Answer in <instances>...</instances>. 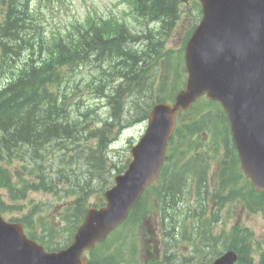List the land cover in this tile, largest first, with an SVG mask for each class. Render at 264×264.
I'll return each instance as SVG.
<instances>
[{"label": "water", "instance_id": "95a60500", "mask_svg": "<svg viewBox=\"0 0 264 264\" xmlns=\"http://www.w3.org/2000/svg\"><path fill=\"white\" fill-rule=\"evenodd\" d=\"M212 2L221 16L206 15L186 48V91L178 94L174 108L156 106L149 115L147 131L133 150V162L105 195L108 207L101 212L105 215L88 218L80 230L84 239L96 221L105 222L103 228L109 231L125 217L157 177L175 110L187 108L203 93L221 102L232 125L242 167L253 184L264 190V141L260 140V147L254 151L252 139L246 137L264 132V0Z\"/></svg>", "mask_w": 264, "mask_h": 264}, {"label": "trees", "instance_id": "16d2710c", "mask_svg": "<svg viewBox=\"0 0 264 264\" xmlns=\"http://www.w3.org/2000/svg\"><path fill=\"white\" fill-rule=\"evenodd\" d=\"M152 2L151 7L154 19L159 21L160 24H165L164 29L161 27L159 32H149L146 36V45L139 52L133 51L130 47L124 45V42H128V40H135L136 36L130 34L125 36L126 33L123 36L122 33L113 40L114 44H112V47L116 49L118 56L116 61L120 62L122 60L125 63L121 67L122 70L118 72V77L124 83L121 86L118 85L114 90L111 104L119 110L120 108L122 109V106H125L120 104V100L127 95V92H133L136 100L142 96L143 92H146V88L142 90V85H139L140 79L144 80L145 67L149 68L154 61H158L164 56L160 51L164 34L170 31L177 20V0H152ZM56 34L52 33L47 37L46 27L41 24L32 25L28 29L29 38L27 40H25L27 38L26 35L15 37L13 45L5 46L9 54L12 51L15 53L14 49L16 47L13 49V46H19L21 43L26 45L29 51L26 52L24 59V65L26 63L28 65L25 70L26 79L24 81L19 80L20 82L17 81L11 91H6L7 97L3 92H0V112L5 109H9L10 112V114L0 120V153L19 147L24 143L31 149L39 151V147L43 143L49 144L54 139H62L73 135V129L68 124H63L62 121L56 127L52 125L53 121L62 119L63 114L66 113L69 107L68 96L60 89L62 79H60L59 70L66 64L72 63L77 57L81 58L86 54L96 52L97 49L106 48L109 41L104 42L101 35L93 32L90 35L78 34L75 36L76 41L72 42L71 45L57 44L62 41L56 38ZM72 37L73 34L69 33L67 40H71ZM1 77L3 78L4 75L0 71V79ZM164 88L165 84L160 89L163 91ZM153 99L161 100L162 94L153 96ZM147 109L148 104L144 105L143 110L140 111L141 118L145 117ZM14 116L18 120L14 121ZM137 116L139 117V112ZM111 126L112 124L106 123L103 128L91 131L87 124L80 121L79 125L76 126L79 131H75V134L100 137L103 142L106 140L108 131L112 128ZM90 161L95 163L93 164L94 169L90 174L85 173L87 171L84 167L86 164H82L84 162L79 160L75 164L76 173L80 174L81 181H83L85 187H90L92 178L101 169V157L92 156L85 162ZM231 167L230 161H226L224 171L227 179L230 176ZM182 183V181L178 182L175 180L170 184L169 199L173 200L181 194ZM222 189L224 190V188ZM241 190L237 183L236 197L240 196ZM241 264L245 263L241 262Z\"/></svg>", "mask_w": 264, "mask_h": 264}, {"label": "rangeland", "instance_id": "374dc122", "mask_svg": "<svg viewBox=\"0 0 264 264\" xmlns=\"http://www.w3.org/2000/svg\"><path fill=\"white\" fill-rule=\"evenodd\" d=\"M86 1L87 2L90 1V3L87 4V6L91 10L93 7H96V5L98 4V5L106 8V9L109 8V6H110V9L113 11V13L116 12L115 0H86ZM70 7H71L70 11H71L72 16H75L78 18H81L83 16L84 7H83L81 0H73V4L70 5ZM187 9H188V7H186L184 5H180V7H179V10L181 12V18L184 21L188 19ZM99 14H100V12H99ZM122 14L124 15L125 13H123V11H120L119 15H122ZM185 31H186L185 27L178 26L175 29V31L173 32L172 36L170 37L168 44H167V48L171 49L173 52L178 51L179 47H181V40H179V37L182 34L184 35ZM165 62H166V60H164L163 63H161L159 65V69L161 72L164 70L163 67L165 66V64H164ZM122 65H125V63L123 61L117 62V63L115 62V64H114L115 76L112 79H110V81H102V82H99L97 84L96 90L101 95L108 94L110 92V89L112 88L113 84L118 83V85L121 86L124 83L123 81H121L120 77L117 78L118 72L120 70H122V68H121ZM172 70L174 71V67ZM170 75H171V73H170ZM139 85H142V88L140 86V88L142 90L144 88H146L145 90H147V88L150 85V80L146 79V81H143L140 79ZM141 92H143V91H141ZM88 102L90 104L99 105V106H101L103 104L100 101L94 100V99H89ZM137 102L139 103L140 100L138 99ZM143 103L144 102H142L141 105ZM91 106L92 105H90V107ZM139 108H140V105L137 103L135 105H133L132 108L127 107V106L125 108V106H122V109L124 111H135V110H138ZM141 110H143V106L141 107ZM98 113H99V115L103 116L106 113V111L104 108H101L98 111ZM8 114H10L9 109H5L3 112H0V120H2V118ZM14 118H15L14 121L18 120L16 116H14ZM57 122L53 121L52 125L56 124ZM69 122L72 123V119H69ZM113 125H115V124L112 123V126ZM144 127H145V123H137L133 127L129 128V129L123 131V133H121L120 138L118 140V143L113 146L116 149V151L111 156L112 159L115 160L118 167L126 164V163H124L125 159H126V153L129 149L130 145L133 142H135L136 139L137 140L139 139L140 135L143 133ZM84 156L85 157L81 158V161L84 162L82 164H86L84 167H85V170L87 172H85V171L84 172L86 174H90L91 171H93V169H94L93 164H95V163L92 161L85 162L88 160V158L92 157L91 155L84 154ZM89 156H91V157H89ZM74 181H75V183H78L81 181V176L79 173L75 174ZM167 200H168V202H172V200L169 198H167ZM58 202L59 201L53 200V198H51L50 196H46L43 194H30L28 202L26 203V208L30 207L34 203H45L43 209H45L47 216H53L55 219H58L62 214V211L59 208L60 204H56ZM94 203H97V200H95V195H92L89 199V204L91 205ZM147 203H145V204H147ZM149 214H151L152 216H155L154 213H152V212ZM254 215H246V214H243L241 212H239V214H238V216H250V217H244L243 218V220H242L243 225L248 227L253 232L255 240H264V212L258 213L255 216ZM152 216L147 217V219L150 220L149 222H147V226L150 230L153 228V224L155 223V218ZM5 217L7 219H12V220L20 218V216L15 215V214L6 215ZM154 239H157L156 226H154Z\"/></svg>", "mask_w": 264, "mask_h": 264}, {"label": "bare ground", "instance_id": "6f19581e", "mask_svg": "<svg viewBox=\"0 0 264 264\" xmlns=\"http://www.w3.org/2000/svg\"><path fill=\"white\" fill-rule=\"evenodd\" d=\"M120 62H121V61H120ZM116 63H117V61H116ZM118 76H119V75L117 74V78H118ZM143 81H146V79H144Z\"/></svg>", "mask_w": 264, "mask_h": 264}]
</instances>
